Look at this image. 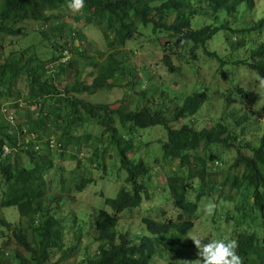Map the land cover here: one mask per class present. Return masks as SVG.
<instances>
[{
  "label": "trees",
  "instance_id": "trees-1",
  "mask_svg": "<svg viewBox=\"0 0 264 264\" xmlns=\"http://www.w3.org/2000/svg\"><path fill=\"white\" fill-rule=\"evenodd\" d=\"M242 5L251 9L253 0H85L81 15L75 21L98 25L108 51L101 53L104 62L96 73L90 74V82L78 79L63 94L55 85V79L45 78L46 67L57 59L55 53L52 59L44 61L38 55L31 56L24 61V67L13 69L9 61L3 63L7 58L2 60L1 52L7 47L8 38L26 35V29L20 25L31 21H41L50 31L57 32L61 41L56 37L54 51L64 49L67 41L64 36L68 34L62 33L68 27L62 22V14L69 10L67 0H0V99L6 94L7 100H14L4 112L0 109V210L15 208L20 217L18 224L0 217V235L6 230L15 243L13 249L8 244L2 246L0 264H156L158 259L193 264L202 260L193 240L187 241L198 217L197 197L209 198L222 193L224 187L237 192L244 189L245 193L241 194L244 201L235 205L232 216L231 210L224 209L227 213L219 220L220 217H213L212 223L220 225L224 218L226 222L232 219L235 225L253 226V230L233 233L231 240L237 243L236 252L242 264H264V230L254 218L260 212L264 220V136L258 147L249 148L250 143H240V137L231 132L232 125L224 121L208 129L198 130L193 122L173 129L174 124L202 112L208 100L206 91L184 96L180 93L182 90L178 97L169 99L170 89L174 90L171 85L156 77L143 84L138 69L131 65L125 51L129 43L141 37V29L152 28L154 34L160 32L166 38L161 46L165 52L161 60L169 69L167 73L181 76L175 73L181 68L174 66L173 58L191 71L189 58H195V51L204 48L225 28L224 24L217 25L221 16H234ZM208 18L210 24L207 25ZM257 25L261 28L263 22ZM47 35L43 33L48 39ZM244 43L241 40L232 47L239 50L244 48ZM13 52L17 54L10 51V56ZM205 54L215 56L208 51ZM83 59L86 62L89 57L77 51L76 60ZM67 64L69 66L59 67L56 79L67 69H73V61ZM225 64L222 62V67ZM238 64L247 66L264 80V44L252 49L249 59ZM23 76H26L27 95L13 90ZM117 86L127 87L128 93H124L125 100L116 107L114 103H95L79 97L82 94L97 97L100 92ZM18 100L37 109V114L33 115L28 107L23 108ZM159 101L171 102L173 108L157 105ZM231 104L227 99L226 105ZM8 116L12 119L8 120ZM89 120L98 129L96 133L90 132V126L86 125ZM242 120L236 122L237 128ZM157 126L166 130L168 140L153 151L139 152L138 131ZM52 138L55 139L53 147ZM238 144L247 146L252 155L235 160L232 168L241 171V176L237 173L232 182L224 181L219 190L209 165L221 155H208V150L214 146L225 151L236 146L239 150ZM4 146L11 149L10 155H3ZM160 150L162 162L157 157ZM81 151L89 153L90 161L86 162V156L85 160L79 157ZM186 151L194 155L186 157ZM107 152L113 155L109 165L118 171L116 182H120V187L115 197L103 196V207L97 211L92 209L89 224L81 227L74 211L64 216L60 210L71 192L65 178L60 181V193L53 196L45 193L49 174L67 169L72 174L74 191L84 193L94 184L87 172L92 168L98 172L107 168ZM151 159L154 165L149 164ZM178 159L175 170L167 167ZM58 162H65L67 166H56ZM160 166L170 191L168 204L160 199L152 184L153 171ZM250 197L254 201L247 203ZM168 205L172 212H177L176 217L168 214ZM131 217H141V230L125 228L121 232V221ZM219 230L216 228L214 234ZM93 234V241L99 245L96 253L90 254L83 243ZM82 254L78 263H70ZM57 256L59 260L53 263Z\"/></svg>",
  "mask_w": 264,
  "mask_h": 264
},
{
  "label": "rangeland",
  "instance_id": "rangeland-1",
  "mask_svg": "<svg viewBox=\"0 0 264 264\" xmlns=\"http://www.w3.org/2000/svg\"><path fill=\"white\" fill-rule=\"evenodd\" d=\"M241 8L242 10H240V12L234 16H221L220 20L217 22V25L224 24L225 29L219 31L214 39L208 42L205 46L209 51L216 53L214 58L208 57L205 54L204 55L206 57H204V49L201 47L203 52L198 51L195 53V58H189L191 61L189 64L191 71L182 67L183 64L180 63V61H177L175 57L173 58L174 66H179L181 68L180 71L175 73H181V76L177 77L176 75H172V73H167L169 69L162 64L161 60L165 55V52L162 51L161 46L164 45L166 38L163 34H159L160 32L154 34L152 28L141 29V37L136 40V42L129 43L125 51L129 54V57H132V61H130V63L138 69V74L140 75L139 77L143 84H148V82L153 77H156L158 81H166V83L171 85L174 90L170 89L172 95L168 97L169 99L178 97L180 93H182L184 96H188L193 92H208V101L202 109V112H199L193 118H187L186 121H180L174 124L172 126L173 129L180 127L185 122H193L198 130L204 128L208 129L219 123V121H224L226 125H232L231 132L234 134V136L237 135L240 137V143H250L247 146H249V148H254L259 146L260 140L264 136V85L261 84L263 79H261L259 75L254 73L247 66L238 65L237 63L248 60L251 50L255 48L256 45L264 43V0H254V5L252 8L253 11H249L243 5ZM80 13L81 10L77 13H73L70 10L65 11L62 14V22L65 26L67 25L68 29L72 27L79 29L82 32V40L85 42L84 45L86 48L83 55H86V57H89V59L86 60V62L85 59L80 61L78 60L77 62L74 61L73 69L61 74V77L57 81V83H59V90L61 92H64L65 89L72 85L74 81L72 77H75V74H77V76L80 75L78 78L87 79L88 82H90V74L96 73L98 68H100L104 62V59L100 56L101 53L108 51L106 48L104 33L100 30H97L95 25H86L82 21V23H80L78 26L75 25V20H77V17H79ZM40 22L31 21L21 23L20 26L26 29V35L15 39H7L10 45L7 43V47H5L1 54L2 60L5 58L10 60L6 59L4 62H1L5 63L9 61L10 64H8L10 65V68L19 69L24 67V61L31 59V56L38 55L40 60L43 61L52 59L54 53L57 56L58 53L53 49L55 46L56 37H59V34H57V32L53 33L52 31L47 30V36L49 37L47 39V37L43 36V34L39 31ZM207 22L210 24V18L207 19ZM258 22H263L261 29H253ZM68 29L64 30L62 35H65L68 32ZM248 29L253 30L247 32ZM229 30L238 32H235L232 36H230L228 32ZM240 30H246V32L240 33ZM158 35L160 37L157 39L156 36ZM229 38L233 43L236 41L245 40L247 43L243 51H234L231 53L228 49ZM29 48H31L30 51H26ZM10 51H15L17 54H14L13 52L12 56H10ZM75 56L76 53L73 54L71 61H73ZM217 61L227 63L222 68V70L225 72L223 76L221 74L222 70H218L219 63ZM11 62H13V64H11ZM34 67L35 66H33V68ZM125 67L128 66L125 64ZM46 76L49 77L51 74H46ZM12 80L15 81L14 79ZM67 83L69 85H67ZM5 85L6 86H4V88L7 90L8 85ZM14 89L23 95L28 93L26 76L21 77L17 81L13 90ZM179 91L182 92L179 93ZM124 93H128L127 87H124L123 89L117 86V88L110 91L108 90L106 92H100L97 97H90L85 94L79 95V97L95 103H114L116 107L120 104L121 100H125ZM227 99L232 101L230 106L226 105ZM11 101L7 100V95L4 94L3 98L0 99V108H8L9 106L11 107ZM159 102L160 104H157L158 102L156 104L162 107L166 106L169 109L173 108V104L171 102L168 104L162 103L161 101ZM32 114L36 115V112L32 110ZM242 118V124L238 126L240 128H237L236 122ZM86 125L90 126V132L96 133V131H98L95 126L90 124V120L86 122ZM116 125L118 128H120V125L117 123V121ZM137 137L139 140L137 141L136 146L139 148V152L142 150L149 152L155 150L157 147H161V145L168 140V133L162 127H154L145 130H139ZM159 143L162 144L159 145ZM247 146L242 147L238 144L240 151L236 149V146H234V148L230 151L222 150L221 147L216 146H214L212 150H208V155L220 154L222 157L220 160L221 166L218 168L220 170L216 172L219 175L215 177L216 180H219V182H224L225 180H231L234 175L237 176V172L231 167L238 157H250L252 155L251 150L247 148ZM174 147L177 148L178 146L176 145ZM83 152L86 155V162L90 161L89 153L86 151ZM162 155L163 153L160 150L157 153L159 162H162ZM184 155L187 157L188 155H194V153L186 151ZM130 156L133 157L134 155L130 154ZM112 157L113 155L111 153H106L105 165L107 168L105 171L98 172L92 168V170L87 172V175L92 180L91 184H94L88 187L86 192L81 194L74 191V185L71 180L72 174L67 169H63V171L58 169L57 171H52L49 174L47 180L48 184L46 185L47 189L45 190V193L48 196H53L56 193H60L59 186L61 178H65L67 181V187L71 188V192L69 194L70 198L64 201L65 206L63 209H60L62 215L69 216L72 211H74L79 218L78 224L81 227H84L85 224H89V219L91 218L89 216L93 211L92 209L97 211L103 207V196H116V191L118 187H120V182H116L118 171L109 165L111 163L110 160ZM179 162V159L174 160L169 164V166L167 165V167H171L173 170H175L176 165ZM23 164H26V162ZM149 164L154 165V161L151 159ZM55 165H63L64 167L67 166L65 162H58ZM121 174L125 176L124 171H121ZM152 184L157 194L161 195L160 199L162 201H166L165 203L168 204L171 201V197L169 200L170 191L167 185V177L165 176V172L162 167L158 170L154 169L152 174ZM193 184H197V182H194ZM222 191L223 196L202 199V201L206 199L209 200H206L207 204L202 206L203 214L201 215V218L198 219L194 224L195 230L190 234V236L199 235L203 240L221 238L217 235L218 232L214 234L213 229L216 228L213 227L211 221L212 219L208 213L211 214L215 208L220 210L222 204L232 201V205L230 207L232 215L234 206L244 201V199L241 197V194L245 193L244 189H242L240 192H237L236 190L231 191L229 188H224ZM162 201L159 202L163 203ZM253 201L254 199L250 197L247 200V203H252ZM167 209L169 211L168 214L176 217L177 212L175 210V212H172L171 206L168 205ZM2 216L6 217V219H8V221L13 224H18L20 222V217L18 216L17 209L15 208L0 210V217ZM217 216L220 217L218 220L221 219V214H218ZM254 218L255 222H257L259 219V225L261 229L264 230V220L260 216V212L257 215L255 214ZM219 226L221 231H224L227 236H233V233H237L241 230H251L253 227L248 225L242 226L241 224L235 225V222H233L232 219L229 221L227 220L226 222L224 218L221 220ZM141 227V217H131L121 221L119 230L121 232L125 231L127 228L132 230H141ZM190 236L187 238V241L191 239ZM93 237L94 234L91 235L90 238L86 239V242L83 243L85 246L84 249L87 248L90 254H95L99 245L93 241ZM235 237H237V235ZM4 244L10 245L11 249L15 248V243H13L11 233H8L6 230L2 233V235H0V249ZM82 256L83 254L79 255V257L77 256V260H73L70 263H78ZM58 260L59 258L57 256L52 260V262L56 263ZM156 261V264H186L181 260L171 261L168 259H158Z\"/></svg>",
  "mask_w": 264,
  "mask_h": 264
},
{
  "label": "clouds",
  "instance_id": "clouds-1",
  "mask_svg": "<svg viewBox=\"0 0 264 264\" xmlns=\"http://www.w3.org/2000/svg\"><path fill=\"white\" fill-rule=\"evenodd\" d=\"M253 5H254V0H253ZM67 6L69 8L70 11H72L73 13H77L79 12L80 10H82L85 6V0H67ZM245 7V6H244ZM253 8V6H252ZM248 9L249 11H253V9ZM242 10V9H241ZM81 15V13H80ZM79 15V16H80ZM80 24V23H79ZM78 22H76V26L79 25ZM206 24L208 25L209 23L206 22ZM257 25V24H256ZM253 28V29H261L258 27V25ZM71 27V26H70ZM97 27V30H100L98 28V25H96ZM86 28V27H85ZM84 29V28H83ZM225 28H222L221 30H224ZM253 29H248L247 32L253 30ZM47 30H49V27L44 24L43 22H40L39 23V31L43 34L44 32L47 33ZM220 30V31H221ZM102 31V30H100ZM69 32V33H68ZM68 32L66 34H68V36H64L67 38V41H66V44H65V48L64 49H60L59 51H56L58 54L56 56L57 59L55 62H52L50 63L47 67H46V74H51V76H49L50 78H52V80L55 79V82L56 83L55 85L58 86V89H59V83H57L58 81V78L56 79V75L57 74V70L59 69L60 66H69L67 63L68 62H71L72 60V57H73V54L76 53V56H77V51H82L84 53L85 51V42L82 40L83 38V34L82 32L79 30V29H75V28H70L68 29ZM229 35L232 36L233 33L235 32H238V31H234V30H229ZM246 30H240V33H245ZM218 34V33H217ZM216 34V35H217ZM61 37H58L57 38V41H61L60 39ZM63 39V37H62ZM80 41V42H79ZM212 41V40H211ZM241 41V40H240ZM239 41H236L235 43L231 42L230 38H229V50L231 53H233L234 51H243V49L245 48V45H246V41L244 40V48L242 49H239V50H235L232 46L233 45H236ZM264 44V43H262ZM260 45V44H259ZM258 46V45H256ZM204 49V53H203V56L206 57L207 55L205 54L206 51L210 52V53H213L211 51H209L206 47L203 48ZM203 49L201 50V48H199L198 50L195 51L198 52V51H202L203 52ZM254 49V48H253ZM54 50V49H53ZM206 56H205V55ZM213 54H216V53H213ZM76 56L74 57L73 59V62H77L78 60H76ZM209 57V56H208ZM130 58V61H132V57H129ZM214 58V57H213ZM218 59V58H217ZM219 69L222 70V62H219ZM240 63V62H239ZM126 64V62H125ZM227 64V63H226ZM238 64V63H237ZM238 65H242V64H238ZM67 70H72V68H69ZM222 76L225 74V72L222 70ZM85 75V74H84ZM47 77V76H46ZM80 77V75L77 76V74H75V77H72V79L74 80L73 83L78 80V79H82V78H78ZM84 80V79H83ZM63 83V82H61ZM72 83V85H73ZM261 84L264 85V80L261 81ZM67 85H69L67 83ZM71 85V86H72ZM71 86L69 88H71ZM68 89V88H67ZM64 92H66V89L64 90ZM64 92H62L63 94H65ZM206 93L208 94V92L206 91ZM28 94V93H27ZM26 94V95H27ZM91 97V96H90ZM52 98V97H51ZM14 101V100H13ZM208 101V100H207ZM206 101V102H207ZM19 104L22 105L23 108H27L28 105H26V103H23L21 100H18L17 101ZM12 103L10 102V105ZM51 104L53 106H57L56 102L55 101H51ZM1 105V104H0ZM7 108V107H6ZM6 108H0L2 112L5 111ZM28 109L30 110H34L37 114V109H34V107H28ZM8 120H11L12 117L11 116H8L7 117ZM157 127H161V126H157ZM50 145L53 147L55 145V139H51L50 140ZM160 145V143H159ZM3 152H4V156H8L11 154V149L8 148V146H4L3 147ZM85 153L83 151H81L79 153V157L81 159H84L85 160ZM222 158V157H221ZM221 158L218 160H214V161H211L210 165H209V169L210 171L212 172L213 174V177H217L219 176L216 172L220 169H218L221 164H220V160ZM233 166V165H232ZM232 168V167H231ZM235 171L239 174L240 173V176L242 174L241 171L238 172L237 169H235ZM236 175H234L232 177L231 180H225V181H228V182H232L234 180ZM218 183H219V190H220V186L224 183V182H219V180H216ZM225 188V187H224ZM223 188V189H224ZM222 190V189H221ZM220 194H223V191L222 193H218V194H215L214 196H209V198H214L216 196H223V195H220ZM199 198V205H200V208L198 210V214H197V218L195 219V223L198 219L201 218V215L203 214L202 212V206H204L206 203V200H209V199H206L204 201H202V199L206 198V197H197ZM225 198V197H224ZM230 203V202H229ZM229 203H226V204H222V207L220 210H218L217 208L213 209V211L210 213H208V215L210 216V218L212 219L211 221H213L214 218L217 217L218 214H221V217L223 216V213H227V210H230V207L232 205V201H231V205H229ZM211 204V203H209ZM225 205V207H223ZM235 208V206H234ZM224 209H227V210H224ZM231 214V213H230ZM215 215V216H214ZM232 216V215H231ZM214 217V218H213ZM259 218V216H258ZM213 224V223H212ZM256 224L259 225V220L256 222ZM213 227L215 228H220L219 225H215L213 224ZM254 228V227H252ZM214 232H215V229H213ZM253 230V229H251ZM238 233V232H237ZM218 236H220L221 238L220 239H210V240H207V242H203L204 240L199 236V235H194V236H190V238L193 240L194 244L196 245L197 249H198V256L202 258V260H196L193 262V264H242V258L237 254L236 252V248H237V243L235 240H231L233 236H227L224 231L222 232L221 229L218 231L217 233ZM227 236V237H226Z\"/></svg>",
  "mask_w": 264,
  "mask_h": 264
}]
</instances>
